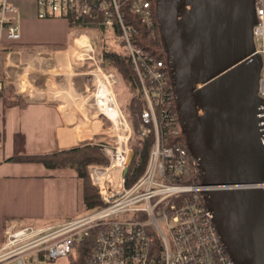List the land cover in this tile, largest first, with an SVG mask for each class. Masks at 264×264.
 Instances as JSON below:
<instances>
[{
    "label": "built area",
    "instance_id": "1",
    "mask_svg": "<svg viewBox=\"0 0 264 264\" xmlns=\"http://www.w3.org/2000/svg\"><path fill=\"white\" fill-rule=\"evenodd\" d=\"M95 1L104 15L99 23L107 29L113 15L109 7L114 8L121 26V41L140 84L143 106L139 133L145 135L150 126L154 132L147 163L142 173L128 183L132 127L123 107L129 102L130 93L121 77L102 65L92 40L85 34H75L65 49V64L72 73L85 77L78 93V107L81 132H89L92 138H84L82 143L98 145L107 159V163L87 165L91 184L103 204L54 227H34L20 219L9 220L3 228L5 242L0 246V263L52 260L90 241L86 264H235L216 229L213 213L206 206L209 187L203 183L197 159L187 143L167 144L163 138L164 117L174 133L182 129L178 112H167L174 95L171 78L167 81L169 64L167 70L163 59L135 44L132 29L124 25L116 0H36L37 16H54L67 9L87 14ZM131 1L132 11L148 33L155 36L156 0L154 4L151 0ZM252 2L251 34L254 51L260 56L256 84L259 140L264 145V0ZM19 39L18 6L13 0H0V88H12L14 94L30 98L36 87L27 66L14 77L7 69ZM202 84L194 81L193 89ZM203 113L204 107L196 106V114ZM260 186L264 188V181Z\"/></svg>",
    "mask_w": 264,
    "mask_h": 264
},
{
    "label": "water",
    "instance_id": "2",
    "mask_svg": "<svg viewBox=\"0 0 264 264\" xmlns=\"http://www.w3.org/2000/svg\"><path fill=\"white\" fill-rule=\"evenodd\" d=\"M252 1L156 0L186 143L204 184L229 185L208 188L206 206L235 264H264V145L256 95L260 56L251 34ZM188 3L190 10L179 18ZM194 81L203 84L193 89ZM196 106L204 107L202 115Z\"/></svg>",
    "mask_w": 264,
    "mask_h": 264
},
{
    "label": "crops",
    "instance_id": "3",
    "mask_svg": "<svg viewBox=\"0 0 264 264\" xmlns=\"http://www.w3.org/2000/svg\"><path fill=\"white\" fill-rule=\"evenodd\" d=\"M13 1L20 39L7 69L14 77L27 66L36 92L30 98L15 94L18 100L0 95V246L9 220L46 228L85 213L82 182L73 168H49L13 157L68 148L92 138L81 132L78 107L85 77L65 64V49L75 35L67 19L58 14L38 17L36 0ZM29 45L33 48L27 49Z\"/></svg>",
    "mask_w": 264,
    "mask_h": 264
},
{
    "label": "trees",
    "instance_id": "4",
    "mask_svg": "<svg viewBox=\"0 0 264 264\" xmlns=\"http://www.w3.org/2000/svg\"><path fill=\"white\" fill-rule=\"evenodd\" d=\"M151 1L154 4L155 0ZM116 2L118 4V11L124 25L132 29L133 41L135 44L141 47L143 50L154 54L157 58L163 59L167 65L168 52L161 40L158 27L156 26L155 36L150 35L146 26L140 21L139 16L132 11L131 0H116ZM109 8L113 13L112 25L109 28L110 33L114 38H118L121 35V26L118 22V18L112 5H110ZM155 12L156 10L154 8V13ZM94 14L97 15L94 16ZM58 15L67 19L70 31H73L75 34L83 33L86 29H93L96 31L97 38L99 39L98 41H101V46L98 49V55L102 59V65H105L106 63L107 65L113 67L116 72L119 73L124 85L130 93V100L123 107L132 127V137L129 141L131 155L127 165L128 171L126 173V180L128 183H130L144 170L147 163L149 150L154 141V132L151 126L145 135L140 136L139 133L140 111L143 106V98L140 84L131 59L123 49L118 50L115 48H107L104 41H102L107 28H105L103 24L99 23V21L104 18V15L103 11L99 8L97 1L92 4L91 9L87 14H79L74 10L67 9L64 12H59ZM93 45H95V43ZM29 48L32 49L33 46H27V49ZM167 81L170 82V75L168 72ZM0 95L4 99L10 95H14L15 99L17 100L19 99V97H17L15 94H11L9 88L6 87L0 88ZM167 112H169V114L171 113L176 115L177 109L175 107L174 95L172 97L170 111ZM162 128L164 132L163 138L167 144L179 143L186 145L184 131L179 129L174 133L167 117H164L162 120ZM13 158L24 161L41 162L44 166L49 168H73L82 182V201L84 211L88 212L103 204L96 188L91 184L87 172V165L90 163H107V159L104 157L98 145L93 143H81L79 145L56 149L50 152L15 155ZM90 245V241H85L75 246V256L71 255L68 264H86V259L90 251Z\"/></svg>",
    "mask_w": 264,
    "mask_h": 264
},
{
    "label": "rangeland",
    "instance_id": "5",
    "mask_svg": "<svg viewBox=\"0 0 264 264\" xmlns=\"http://www.w3.org/2000/svg\"><path fill=\"white\" fill-rule=\"evenodd\" d=\"M190 8H191V6L188 7V5H186V6H182L181 9H180L179 15H182L183 13H187V12L190 10ZM179 27H180V29H182V27L180 26V24H179ZM72 32H73V31H72ZM73 34H75V33L73 32ZM82 34L87 35V36L92 40L93 44L95 43V45H94L95 52L99 54L98 49H99L100 46H101V43H100L101 41H98L99 39L97 38V33H96V31L93 30V29H86ZM102 41H104V43H105V45H106L107 48H115V49H118V50L123 49V50L126 52V48H125L123 42L121 41V37L119 36L118 38H114V37L111 35V33H110V29H109V28H108L107 31L105 32ZM97 45H98V46H97ZM87 66H89V65L87 64ZM103 66H104L106 69H108V70H110V71H113V72H115L117 75H119V73L116 72V70H115L113 67L107 65L106 63H105V65H103ZM119 77H120V75H119ZM124 87H126V86L124 85ZM98 163H100V162H98ZM90 211H91V210H90ZM88 212H89V211H88ZM85 213H86V212H85ZM82 214H83V213H82ZM82 214H80V215H82ZM74 254H75V249H73V251H72L70 254H68V255H65V256H59V257H56L55 259H52V260H44V261L41 260V261H39V262H37V263H34V264H68L71 255L75 256ZM69 255H70V256H69ZM73 256H72V257H73Z\"/></svg>",
    "mask_w": 264,
    "mask_h": 264
},
{
    "label": "bare ground",
    "instance_id": "6",
    "mask_svg": "<svg viewBox=\"0 0 264 264\" xmlns=\"http://www.w3.org/2000/svg\"><path fill=\"white\" fill-rule=\"evenodd\" d=\"M186 5H188V7H190L191 6V4L190 3H188V4H185L184 6H186ZM208 187L210 188H226V187H229V185H227V184H213V185H208Z\"/></svg>",
    "mask_w": 264,
    "mask_h": 264
}]
</instances>
